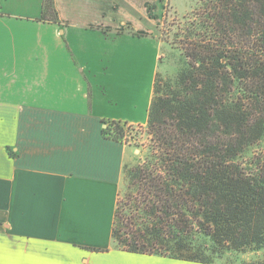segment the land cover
Wrapping results in <instances>:
<instances>
[{
  "label": "crops",
  "instance_id": "0c3cea01",
  "mask_svg": "<svg viewBox=\"0 0 264 264\" xmlns=\"http://www.w3.org/2000/svg\"><path fill=\"white\" fill-rule=\"evenodd\" d=\"M150 1L54 0L58 22L0 4V264H200L112 244L124 169L142 150L104 131L147 126L157 72L139 111L109 98L104 69L76 38L149 32Z\"/></svg>",
  "mask_w": 264,
  "mask_h": 264
},
{
  "label": "trees",
  "instance_id": "16d2710c",
  "mask_svg": "<svg viewBox=\"0 0 264 264\" xmlns=\"http://www.w3.org/2000/svg\"><path fill=\"white\" fill-rule=\"evenodd\" d=\"M183 35L185 65L155 76L152 143L124 169L112 244L218 264L264 249V0L208 1Z\"/></svg>",
  "mask_w": 264,
  "mask_h": 264
},
{
  "label": "rangeland",
  "instance_id": "374dc122",
  "mask_svg": "<svg viewBox=\"0 0 264 264\" xmlns=\"http://www.w3.org/2000/svg\"><path fill=\"white\" fill-rule=\"evenodd\" d=\"M52 1L54 0H0V4L5 11L47 18L53 15L49 10L52 9ZM208 1L211 0H151L146 7L147 12L152 14L153 20L151 23L143 22L149 32L133 36L127 33L118 34L116 31L88 30L83 32L84 36L76 38L82 45L89 48L86 57L93 67L104 69L103 76L99 74L98 78L108 82L109 98L113 99L115 95H118L123 98L122 102L130 107L136 104L140 107V111L142 104L143 112L146 111L151 89L150 79L154 78L156 72H160L165 78L174 77L185 65L181 49L184 30L194 22L196 14ZM109 51L117 52L114 56ZM159 56L163 59L162 63ZM141 76H143L142 80ZM116 78L121 79L118 80V84ZM118 123L110 122L109 125L114 128L113 124ZM136 126L138 125H131L126 129L132 136L144 142V147L138 144L131 145L133 148L142 150L143 159L148 154L152 143L151 137L147 133V126L145 128ZM122 197L124 198V193ZM259 260H264V249L259 252L231 255L226 260L219 261L218 264H251ZM116 264H128V261L123 260Z\"/></svg>",
  "mask_w": 264,
  "mask_h": 264
},
{
  "label": "built area",
  "instance_id": "2783aa9c",
  "mask_svg": "<svg viewBox=\"0 0 264 264\" xmlns=\"http://www.w3.org/2000/svg\"><path fill=\"white\" fill-rule=\"evenodd\" d=\"M130 126L129 125L128 126H121L124 130H123V135L120 137V141L124 144H127V145L138 144L139 146L144 147L145 145H144L143 141H141L138 137L132 136V134L130 132H127V129H128L127 127H130ZM107 127H109V129H113L112 128L113 126H110L109 124ZM136 127L137 128H141V127L145 128L144 126H141V125H138Z\"/></svg>",
  "mask_w": 264,
  "mask_h": 264
}]
</instances>
